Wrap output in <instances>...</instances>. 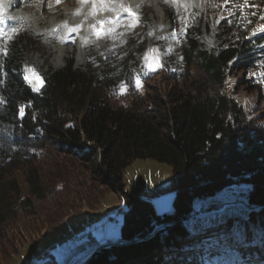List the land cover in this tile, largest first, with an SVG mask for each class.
I'll return each instance as SVG.
<instances>
[{
	"label": "trees",
	"instance_id": "16d2710c",
	"mask_svg": "<svg viewBox=\"0 0 264 264\" xmlns=\"http://www.w3.org/2000/svg\"><path fill=\"white\" fill-rule=\"evenodd\" d=\"M168 21L180 37L171 54L160 39L168 36L148 31L149 47L161 53L157 71L143 75L132 43L110 61L83 47L79 65L71 53L61 68L39 70V92L21 70L34 66L30 47L42 32L24 22L0 39L7 50L0 53V115L8 124L0 129L1 262L28 237L60 233L68 216L113 192L126 208L120 243L100 244L84 264H264V33L248 34L237 9ZM137 73L141 91L131 86ZM229 75L239 76L226 90ZM121 82L129 84L125 95L116 94ZM238 82L256 91L253 104L234 97ZM140 158L171 166L172 214L157 215L149 199L124 189L125 168ZM239 186L249 189L247 206L189 216L196 198Z\"/></svg>",
	"mask_w": 264,
	"mask_h": 264
},
{
	"label": "rangeland",
	"instance_id": "374dc122",
	"mask_svg": "<svg viewBox=\"0 0 264 264\" xmlns=\"http://www.w3.org/2000/svg\"><path fill=\"white\" fill-rule=\"evenodd\" d=\"M121 3L132 9L140 19L130 30L124 26L126 21H121V26L116 28L114 38L97 39L92 34L89 25L96 24L99 28L97 21L117 15L115 11H98L95 15H90L93 12L92 0L83 4L80 0H60L59 3H56V0H3L4 24L0 27H9L6 25L7 21L12 22L9 23L10 26L17 27L26 22L32 29L42 32L43 38L30 47L33 68L39 73L40 69L47 71L61 68L71 53H74V66L79 65L84 58L83 47H95L98 56L110 61L117 53L125 55L127 46L132 43L133 54L144 57L146 50L150 48L148 31H151L154 37L167 35V46L174 49L180 42L179 36L173 39V33L169 32L168 17L174 15H191L195 11L204 12L205 9L211 14L218 15L237 9L243 12L249 23L248 34L264 25V19H261L264 17V0H107V6L116 9H119ZM99 7L97 3V8ZM120 14L127 16V13ZM219 20L220 18L214 21L216 33H220L221 30ZM64 24L69 27L77 25L81 27L78 33L69 34ZM120 33L123 35H119ZM66 35L74 38L79 35L74 42L75 45H72L71 40L61 43L57 39ZM84 37L92 42L83 44ZM237 77L230 75L226 77V90L234 85ZM237 84L240 87L234 97L243 107L247 103L253 104L256 101V91H253L251 84L244 82ZM0 129L5 131L8 129L3 115H0ZM123 183L125 190L149 199L157 215H162L171 209L175 193L170 165L153 159H135L125 168ZM242 187L244 186L229 190L234 191ZM159 189L163 190L160 192ZM243 200L228 201L232 203L230 205H235ZM123 205L125 201L122 195L108 192L96 208L84 207L79 213L68 216L63 231L55 234H40L34 239L28 237L24 243L17 244V253L10 260L0 261V264H84L93 250L86 246L88 232L99 244L115 243L119 240L123 213L126 211ZM221 206H223L221 201L211 199L203 204L202 210ZM109 217L114 221L107 222Z\"/></svg>",
	"mask_w": 264,
	"mask_h": 264
},
{
	"label": "snow or ice",
	"instance_id": "6c2138e0",
	"mask_svg": "<svg viewBox=\"0 0 264 264\" xmlns=\"http://www.w3.org/2000/svg\"><path fill=\"white\" fill-rule=\"evenodd\" d=\"M60 0H56V3H59ZM80 2L87 3L88 0H80ZM97 3H99L100 7L97 8ZM93 4V12L90 13V15H95L98 11H115L117 12V15L114 17L105 18L103 20H99L96 23L100 25L99 28L96 27V24L89 25V28L91 29L92 34H94L97 39L110 37L114 38L116 34V28L121 26V21H126V24L124 25L129 30L134 28L137 23L139 22V16L130 8L125 7L122 3L119 5V9L108 7L107 6V0H92ZM127 13V16H122L120 13ZM79 14V13H77ZM261 19H264V17H261ZM4 24V5L3 0H0V25ZM64 27L67 29V32L78 33L79 28L81 25H77L75 27H69L67 24H64ZM19 28L15 25L9 26V27H0V39L4 37L11 38L12 36L18 34ZM55 31V30H54ZM184 31V29H182ZM257 32L264 33V25L259 26L257 30H254L252 33V36H255ZM152 33L150 32L149 35ZM119 35H123V33H120ZM176 37L175 31L172 34V38L174 39ZM57 39L61 43H66L69 40H71L73 43L75 42V38L71 37L70 35H66L63 38L57 37ZM160 39H168V37H161ZM92 41H89L88 39H84L82 41L83 44L91 43ZM124 41H121L123 43ZM261 48H264V45H261ZM111 50V49H110ZM172 49L168 48L167 53L171 54ZM0 53L3 55H7L6 48L0 47ZM183 58L181 57V60ZM261 65H264V60L259 62ZM142 67L144 69L143 75H147L149 72H155L158 69L163 67V64L161 62V53L160 49L158 48H149L146 50ZM0 69H2V65H0ZM23 74V79L26 83H29L32 85V90L39 92L43 86H44V80L40 76L38 72L33 67H29L25 65V67L21 70ZM175 71V69H173ZM261 78H264V73H261ZM2 83V81H0ZM131 86L135 87L137 91H141L143 88V82L141 78V74L137 73L134 75L133 80L131 82ZM129 84L126 82H121L119 85V92L116 93L118 95H125L127 94ZM0 103H3V98H0ZM24 115V108H20V116L22 117Z\"/></svg>",
	"mask_w": 264,
	"mask_h": 264
},
{
	"label": "bare ground",
	"instance_id": "6f19581e",
	"mask_svg": "<svg viewBox=\"0 0 264 264\" xmlns=\"http://www.w3.org/2000/svg\"><path fill=\"white\" fill-rule=\"evenodd\" d=\"M64 52V49H62ZM160 191L163 189H159ZM154 193V192H153ZM158 193V192H155ZM245 198L244 194V189H238L236 188L234 191H222L217 194L212 198L214 201H221V203H225L228 200H243ZM229 202V201H228Z\"/></svg>",
	"mask_w": 264,
	"mask_h": 264
},
{
	"label": "water",
	"instance_id": "95a60500",
	"mask_svg": "<svg viewBox=\"0 0 264 264\" xmlns=\"http://www.w3.org/2000/svg\"><path fill=\"white\" fill-rule=\"evenodd\" d=\"M243 189H244V194H245V198H244V200L243 201H241V203L242 204H245L246 206L248 205L247 204V195H248V191H249V189H248V187H242ZM242 188H239V189H242ZM226 191H231V190H226ZM220 192H222V191H220ZM219 193V192H218ZM215 195H213V196H209V197H205V198H196L195 200H193V202H192V204H191V211H190V213H189V215H192V212L193 211H196L197 209H202L203 208V204L205 203V202H208V201H210L213 197H214ZM227 203H229V202H225V203H221L222 205H225V204H227ZM197 206V207H196ZM171 211V209L167 212V213H169ZM169 214H172V211H171V213H169ZM115 243H120L119 241L118 242H115ZM98 246H100V244L98 243ZM98 246H96V247H98ZM95 247V248H96ZM94 248V249H95ZM93 249V250H94ZM93 250H91V253L93 252ZM90 253V254H91ZM85 263V262H84Z\"/></svg>",
	"mask_w": 264,
	"mask_h": 264
},
{
	"label": "built area",
	"instance_id": "2783aa9c",
	"mask_svg": "<svg viewBox=\"0 0 264 264\" xmlns=\"http://www.w3.org/2000/svg\"><path fill=\"white\" fill-rule=\"evenodd\" d=\"M114 219L109 217L107 219V222H113ZM86 246L90 249H94L96 246H98V242L96 241V239L90 234H87V242H86ZM50 259L55 262L54 258L52 256H50Z\"/></svg>",
	"mask_w": 264,
	"mask_h": 264
},
{
	"label": "crops",
	"instance_id": "0c3cea01",
	"mask_svg": "<svg viewBox=\"0 0 264 264\" xmlns=\"http://www.w3.org/2000/svg\"><path fill=\"white\" fill-rule=\"evenodd\" d=\"M123 206H124V205H123ZM88 233H90V232H88ZM88 233H87V234H88ZM90 234H91V233H90ZM91 235H92V234H91ZM118 241H119V240H116L115 242H118ZM105 242H109V241H105Z\"/></svg>",
	"mask_w": 264,
	"mask_h": 264
}]
</instances>
